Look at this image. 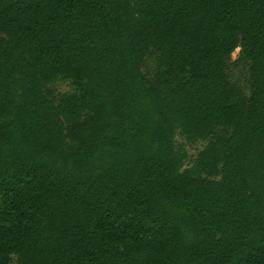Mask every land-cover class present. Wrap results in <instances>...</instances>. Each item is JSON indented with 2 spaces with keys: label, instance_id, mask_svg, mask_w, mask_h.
Returning <instances> with one entry per match:
<instances>
[{
  "label": "trees",
  "instance_id": "obj_1",
  "mask_svg": "<svg viewBox=\"0 0 264 264\" xmlns=\"http://www.w3.org/2000/svg\"><path fill=\"white\" fill-rule=\"evenodd\" d=\"M0 264H264V0H0Z\"/></svg>",
  "mask_w": 264,
  "mask_h": 264
},
{
  "label": "rangeland",
  "instance_id": "obj_2",
  "mask_svg": "<svg viewBox=\"0 0 264 264\" xmlns=\"http://www.w3.org/2000/svg\"><path fill=\"white\" fill-rule=\"evenodd\" d=\"M239 52V49H237L233 56L236 57ZM238 78H241V82H244L245 84V76L247 75L244 71V73H241L239 71L236 72ZM51 89L55 91L56 94L60 92H66V91H72L75 89L76 84L73 80L70 79H59L53 82L50 85ZM178 139L180 142H183L185 144V148L187 150V161L186 166H189L192 164L193 158L196 156V154L207 144V140H197V141H188L182 136H178Z\"/></svg>",
  "mask_w": 264,
  "mask_h": 264
}]
</instances>
